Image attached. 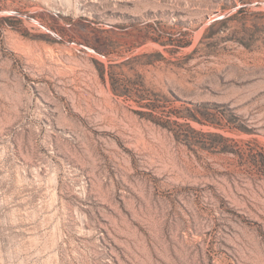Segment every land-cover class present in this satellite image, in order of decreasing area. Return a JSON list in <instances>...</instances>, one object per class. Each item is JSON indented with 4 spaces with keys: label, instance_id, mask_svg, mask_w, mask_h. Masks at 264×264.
I'll return each instance as SVG.
<instances>
[{
    "label": "rangeland",
    "instance_id": "1",
    "mask_svg": "<svg viewBox=\"0 0 264 264\" xmlns=\"http://www.w3.org/2000/svg\"><path fill=\"white\" fill-rule=\"evenodd\" d=\"M261 154L264 0H0V264H264Z\"/></svg>",
    "mask_w": 264,
    "mask_h": 264
},
{
    "label": "trees",
    "instance_id": "2",
    "mask_svg": "<svg viewBox=\"0 0 264 264\" xmlns=\"http://www.w3.org/2000/svg\"><path fill=\"white\" fill-rule=\"evenodd\" d=\"M105 66L104 65H101V68H100V77L102 80L105 81ZM114 92L116 94H118L119 96H123L125 94H123L122 92H118L115 87H114ZM219 138H221L222 140H225V141H229L228 138H225L223 135H218ZM222 153H232L238 157H240L241 160H246L248 161V159L246 157H250L251 155L249 153H251V151L248 153L246 152L245 150L241 149V150H238V151H235V150H230L228 148H223L222 150ZM252 166H254L255 168H257V171H259L261 174L264 175V154H261V159L258 160V159H255V162L252 164Z\"/></svg>",
    "mask_w": 264,
    "mask_h": 264
}]
</instances>
